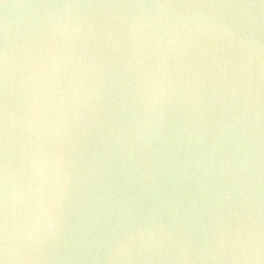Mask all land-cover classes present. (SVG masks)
<instances>
[{"label": "clouds", "instance_id": "clouds-1", "mask_svg": "<svg viewBox=\"0 0 264 264\" xmlns=\"http://www.w3.org/2000/svg\"><path fill=\"white\" fill-rule=\"evenodd\" d=\"M0 264H264V0H0Z\"/></svg>", "mask_w": 264, "mask_h": 264}, {"label": "water", "instance_id": "water-1", "mask_svg": "<svg viewBox=\"0 0 264 264\" xmlns=\"http://www.w3.org/2000/svg\"><path fill=\"white\" fill-rule=\"evenodd\" d=\"M9 2H11V3H17V2H20V0H9Z\"/></svg>", "mask_w": 264, "mask_h": 264}]
</instances>
